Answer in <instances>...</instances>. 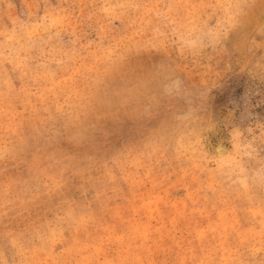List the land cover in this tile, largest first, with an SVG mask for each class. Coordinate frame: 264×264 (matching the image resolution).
Masks as SVG:
<instances>
[{
	"label": "rangeland",
	"instance_id": "rangeland-1",
	"mask_svg": "<svg viewBox=\"0 0 264 264\" xmlns=\"http://www.w3.org/2000/svg\"><path fill=\"white\" fill-rule=\"evenodd\" d=\"M0 264H264V0H0Z\"/></svg>",
	"mask_w": 264,
	"mask_h": 264
}]
</instances>
